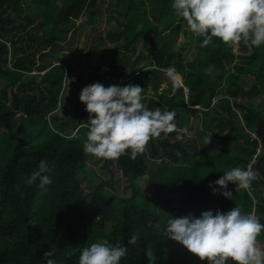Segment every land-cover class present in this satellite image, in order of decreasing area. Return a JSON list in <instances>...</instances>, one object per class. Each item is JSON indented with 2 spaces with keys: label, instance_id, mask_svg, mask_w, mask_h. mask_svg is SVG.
I'll return each mask as SVG.
<instances>
[{
  "label": "trees",
  "instance_id": "16d2710c",
  "mask_svg": "<svg viewBox=\"0 0 264 264\" xmlns=\"http://www.w3.org/2000/svg\"><path fill=\"white\" fill-rule=\"evenodd\" d=\"M19 1L0 0V264H46L43 254L47 251L54 252L49 258L55 264H78L82 248L100 240L127 247V255L120 264H149L145 256L149 248L155 257L154 264H207L163 236L167 215L199 217L204 211L226 213L239 207L264 224V154L256 168L262 178L253 180L251 191L237 190L235 184H230L226 190L232 193V198L228 199L222 195L224 190L214 184L226 171L236 167L245 169L256 153L257 139L250 138L246 131L256 130L260 119L264 120L261 109L264 106V45L248 48L241 44V49L250 50L240 57L243 63L236 64L233 71L222 70L212 77L205 69L209 66L221 69L224 61L235 57L234 50L216 38L201 47L202 38L197 37V53L183 65L180 54L172 47L171 37L187 28L182 18L174 14L172 0H146L148 5L145 0H114L113 14L107 16V21L115 20L116 26L107 30L106 35L116 46L111 53L118 58L102 55L90 65L94 70L107 68L96 77L105 88L139 85L144 89L143 103L149 109L158 106L162 112H176L175 123L180 129L167 133L174 137L184 134L197 106L204 108L198 121L200 127L210 126L207 116L215 113L211 105L214 96L221 95L218 101L227 105L231 115L234 105L246 111L245 124L234 114L217 126L218 131L223 125L229 128L223 137L233 144L230 151L217 146L207 151L203 140L197 156L191 157L185 146L189 147L193 139L189 138L183 145L179 140L162 139L155 144L149 141L151 153L154 155L156 147L161 146L171 162L161 160L156 165L155 160H147L143 153L135 159L124 155L118 160L105 161V166L114 163L121 172L125 188L119 190L88 165V155L83 149L88 115L75 126L73 135L61 132L60 124L54 128L48 122V117L58 109L64 66L56 63L38 70L44 71L41 84L50 81L49 88L35 85L37 75L26 73L31 70V58L51 34L64 39L55 30L56 25L70 28L71 20L82 12L87 16L88 27L99 24L95 14L98 16L97 3L101 0H23V10L19 8ZM7 7H12L21 19L15 20L9 15ZM24 29L23 35L20 32ZM167 30L164 38L161 34ZM23 37H27L26 42H22ZM138 41L143 46L151 44L147 61L137 67L140 54L129 64L131 73L127 74L123 64L128 55L123 52L132 50ZM169 65L181 73L189 89L188 102L182 87L162 84V75ZM145 67H153L145 75L154 92L150 97L142 79L135 78ZM248 70H254L256 83L249 91H243L238 81L242 72ZM258 91L263 94L257 97L258 104L257 98L251 96L246 103L238 104L229 98L239 92L248 95ZM17 134L21 137L16 138ZM175 146L182 160L167 151ZM41 160L47 161L52 169L53 183L46 192L38 188V180L31 186L27 184ZM145 176L151 187L150 194L140 191L137 185L138 179ZM137 234L136 244H129L131 236Z\"/></svg>",
  "mask_w": 264,
  "mask_h": 264
},
{
  "label": "clouds",
  "instance_id": "9594fccd",
  "mask_svg": "<svg viewBox=\"0 0 264 264\" xmlns=\"http://www.w3.org/2000/svg\"><path fill=\"white\" fill-rule=\"evenodd\" d=\"M171 8L186 23L188 31L202 38L201 47L211 44L214 38L233 50L239 49L241 44L248 48L264 45V0H172ZM165 71L173 81L178 78L175 67ZM143 92V88L134 84L105 88L101 83H94L81 90L79 101L89 115L83 145L86 154L103 160H118L124 155L135 159L145 151L151 139L177 131L176 112L149 109L143 103ZM181 138L179 134L176 136L177 140ZM257 138V143L260 140L264 145L261 138ZM205 143H210V137ZM51 171L47 161L41 160L27 184L31 186L38 180V188L46 192L53 183ZM255 179L256 173L251 168L236 167L226 171L214 184L224 190L225 198L231 199L232 193L226 190L230 183L235 184L237 190L250 191ZM167 216L163 236L180 244L200 261L264 264V248L258 241L264 224L252 213L245 214L234 207L226 213L204 211L199 217ZM138 239V234L132 235L128 243L134 245ZM127 251L125 246L100 240L82 248L78 264H120ZM53 255V251L44 252L46 264H55L49 258ZM145 256L149 264H154L151 248L146 250Z\"/></svg>",
  "mask_w": 264,
  "mask_h": 264
},
{
  "label": "rangeland",
  "instance_id": "374dc122",
  "mask_svg": "<svg viewBox=\"0 0 264 264\" xmlns=\"http://www.w3.org/2000/svg\"><path fill=\"white\" fill-rule=\"evenodd\" d=\"M23 0L19 1V8L24 9V4L22 3ZM149 1L145 0V4L148 5ZM98 8L95 14V19L97 21V25L88 27L85 23L87 16L85 12H82L77 19L71 20L73 25L70 28H65L62 25H56L55 30L59 33H62L64 35V39H59L58 37L54 36L48 39L47 42L43 43V46L40 47L38 52L31 58L33 60L31 64V70L29 72L26 71V73L30 74H36V83L35 85H38L41 88H49L50 81L41 84V78L44 73V71H38L41 69L42 66L45 65H52L56 63H61L64 66L65 74H64V81L62 85V92L60 96V100L57 104L58 109L53 113L50 117H48V122L55 128L56 125H59V130L67 135H73L74 134V128L76 125L80 124L84 121L85 115H88V113L85 111V105L82 104L79 101V94L81 90L94 83H100L98 79H96L97 76H100L104 73V71L107 69L106 67H103L98 70H94L91 68L90 65H92L95 60L99 56L102 55H111L113 59H117V55H113L111 51L116 50V46L113 44L112 40H110L107 37V30H111L113 26H116V21L111 20L107 21V16L112 15V8L114 7V0H101V2L97 3ZM22 12V11H21ZM7 13L11 15L15 20L21 19L17 16V14L14 12L12 7H7ZM24 14L25 13H21ZM120 19H122L120 17ZM178 24L183 25L182 22H179ZM54 32V29H52V33ZM23 35L25 33V29L21 31ZM40 32H38V35L40 36ZM168 30L164 31L163 34H161L164 38L167 37ZM196 36L195 34L191 33L187 29H181L177 35L171 37L172 39V47L176 49V52L180 54L181 63L186 66V62L191 61L194 58V55L197 53V47H196ZM24 41H27V37H23ZM152 39V36H149V40ZM32 46L35 44L32 43ZM151 47V44H147L145 46L142 45L141 41H138L134 48L130 51L123 52L124 54L128 55V59L125 60L124 66L127 68L126 73H131V70L129 68V64L132 60H134L136 57H139V62L137 63V67H142L148 57V48ZM249 51H244L239 47V49L234 50L235 57L230 61H224V65L221 69H216L215 67L209 66L205 69V71L211 75L212 77L218 76L219 72L226 69L234 70V66L236 64H242L243 61L241 60V56L243 54H248ZM121 55V54H120ZM9 65V64H8ZM173 66H168L166 69ZM153 67H145L144 72L141 71L140 74L135 75L136 79H139L142 77V73L149 72ZM187 68V67H186ZM165 69V70H166ZM178 74V78L173 81L170 79L166 71L162 75V84L165 86L175 87L180 86L183 88L184 94H185V101L188 102L189 99V89L185 86L184 80L182 78L181 73L179 72L178 68H175ZM254 70L251 72L248 70L247 72H242L241 78L238 81L243 91H249L253 83H256L254 79ZM130 79V78H128ZM121 81H124L123 79ZM29 90V88H28ZM262 94L261 91L254 92L252 94H243L238 93L237 95L231 96L229 95V98L231 99L232 103L238 104V103H246L247 99L250 98H257L260 97ZM214 96L213 102L211 105H213V108L215 109V113H211L210 116H207V122L210 123L207 127L203 128L200 127L198 121L201 120L203 112L200 106H197V112L195 114H191L189 117L188 125L184 128V134L181 136L182 138L179 139V141L183 144L189 141V138L193 139L191 142V145L185 146L186 152L189 153V156L196 157L197 156V150L199 149V145L201 144V141L204 140V143L208 137H210V143L206 145L205 147L207 151H211L214 149L215 146L225 149L227 151H230L233 144L230 143L227 139L223 137V135L229 133V128L226 125L221 126L220 130L218 131L217 126L221 123L227 122L230 118H232L234 114H236L242 124H245V119L243 117L245 110H242L235 105L233 106V114L231 115L227 110V105L225 103H219V97ZM226 97V96H225ZM264 99V95H263ZM260 102V99L257 98L256 104ZM255 104V105H256ZM160 109L158 106L153 108L152 110ZM264 110V106L261 108ZM162 111V109H160ZM76 115V119L73 120L74 115ZM89 117V115H88ZM56 120V121H55ZM177 129H180V125H176ZM246 131L250 138L257 137L256 130H249ZM2 132V130H1ZM0 132V133H1ZM16 138H20V134L15 135ZM162 139H168L170 142L176 141V137L168 134L162 133L159 138H153L151 139V144H155L157 141H160ZM229 139V138H228ZM21 140V139H20ZM191 141V140H190ZM151 144L148 143L146 146L145 151L143 154L145 155L147 160H155L156 165L161 161L165 160L167 162H171V159L166 157L165 154H163V149L161 146L156 147V153L152 155L151 153ZM259 148L258 143L256 147ZM167 151L172 152L177 159H181V152L180 150L175 147H169ZM264 151V148H262L256 157V159L260 156V154ZM88 155V165L94 170L98 175H100L105 180H110L111 183L114 185L115 188L119 190H124L125 188V182L123 180V177L121 175V172L115 167L114 163H110L108 166H105V161L103 159L95 158L89 154ZM254 156V155H253ZM253 158V157H252ZM251 158V159H252ZM179 163V162H178ZM116 180H119L116 181ZM231 184V183H230ZM229 184V185H230ZM137 185L139 187V190L143 193L150 194L151 193V187L148 183V178L142 177L138 179ZM264 190V187L262 188ZM251 191V190H250ZM129 191L124 192V194H128ZM264 195V192H263ZM264 197V196H263ZM259 244L262 248H264V233H261V235L258 237Z\"/></svg>",
  "mask_w": 264,
  "mask_h": 264
},
{
  "label": "water",
  "instance_id": "95a60500",
  "mask_svg": "<svg viewBox=\"0 0 264 264\" xmlns=\"http://www.w3.org/2000/svg\"><path fill=\"white\" fill-rule=\"evenodd\" d=\"M145 75L146 73H142V83L144 86H146L147 88V93H148V97L152 96L153 95V90H152V86L151 84L149 83V81L145 78ZM256 134L258 135V137L261 138L262 142H264V120L263 119H260V123L256 129ZM264 154V151L262 152V154L258 157L257 159V162H256V168H257V164L259 162V159L262 157V155ZM256 172L260 175V177L262 178L261 174L257 171L256 169Z\"/></svg>",
  "mask_w": 264,
  "mask_h": 264
},
{
  "label": "built area",
  "instance_id": "2783aa9c",
  "mask_svg": "<svg viewBox=\"0 0 264 264\" xmlns=\"http://www.w3.org/2000/svg\"><path fill=\"white\" fill-rule=\"evenodd\" d=\"M253 139H258V138H257V137H254ZM258 146H259V148L257 149V152L255 153V155L253 156V158L250 159V161H249V163L247 164L245 170L251 168V170H253V171L256 173V171H255V164H256V162H257L256 157L258 156L260 150L264 147V145L261 143L260 140H258ZM258 179H259V178H258V174L256 173V179H255V180H258Z\"/></svg>",
  "mask_w": 264,
  "mask_h": 264
},
{
  "label": "crops",
  "instance_id": "0c3cea01",
  "mask_svg": "<svg viewBox=\"0 0 264 264\" xmlns=\"http://www.w3.org/2000/svg\"><path fill=\"white\" fill-rule=\"evenodd\" d=\"M263 156V155H262ZM255 170H256V164H255ZM257 173V172H256ZM258 174V173H257ZM258 178L260 179L261 177H259V174H258Z\"/></svg>",
  "mask_w": 264,
  "mask_h": 264
}]
</instances>
